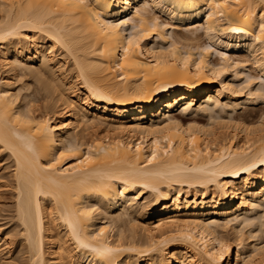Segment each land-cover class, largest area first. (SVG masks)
Listing matches in <instances>:
<instances>
[{
  "label": "bare ground",
  "instance_id": "1",
  "mask_svg": "<svg viewBox=\"0 0 264 264\" xmlns=\"http://www.w3.org/2000/svg\"><path fill=\"white\" fill-rule=\"evenodd\" d=\"M263 83L264 0H0V264H264Z\"/></svg>",
  "mask_w": 264,
  "mask_h": 264
},
{
  "label": "rangeland",
  "instance_id": "2",
  "mask_svg": "<svg viewBox=\"0 0 264 264\" xmlns=\"http://www.w3.org/2000/svg\"><path fill=\"white\" fill-rule=\"evenodd\" d=\"M159 19L165 24L168 23L167 21H165V19L162 16H159ZM183 29H185V28H183ZM183 29H182V27H179V28H176V29L173 28L172 31H171L173 33V36H175L174 39L176 41L178 40V43H179L178 46L182 45L180 43H183L184 45L185 44L186 45L190 44L191 41L190 40H189L190 42L187 41L188 39L185 40L188 43H186V42L184 43L183 42L185 37L186 38H188V37H192L193 38L194 35H196L195 33H194V35H192L190 33L191 31H189V33H188L186 29H185L186 31L185 30L183 31ZM178 30H180V31H178ZM175 32L177 33V35H176ZM202 33H203L202 31H199V33L196 35V36L199 35L198 36L199 40L197 41V43H196V41L195 42H191V45H193V43L195 45V43H196L197 45H200V46L203 47L204 45H206L208 43L207 40L204 37H202V36H204ZM179 35H181V36L178 38ZM176 37H177V39H176ZM180 39H182L183 41L180 40ZM184 45L181 46V47H184ZM187 47L190 48L189 46H187ZM187 47L185 46V48H187ZM217 55L218 54L213 56V58H212L213 61H216V60L218 61L219 60V55L218 56ZM244 58L247 60L246 57H244ZM241 59H243V58H241ZM67 66H69V64ZM247 70H248L249 75H251L253 78H254V76H255V78L259 76L258 71H256V69H254L253 66L250 65ZM69 74H68V78L67 79L71 80L72 74L71 73H69ZM22 79H23V81L20 82L21 85H23V83H27L26 81H29V82H31V87H30L31 91L35 90L36 85H35L33 79H31V78L29 79L27 77H23ZM256 81L258 82V80H256ZM20 83H18V85ZM263 88H264V83H263ZM80 90L81 89H79V87H76V91H78L79 94H80V92H82V90L81 91ZM263 99H260L262 101L256 100L255 102H253L251 104L249 103L248 105H245L244 107H246V108H241L240 107L237 110V112H234L233 116H235L237 121L242 122L243 124H246V125L251 124L250 126H255V124H256V126H258V123L260 121L259 119L264 117L263 116L264 115V100ZM240 116H241V119L239 118ZM209 122H210L209 117H207V115H205V114L202 115V113H200V114L190 113V114L184 116V120H183L182 124L186 125L188 123L189 124L191 123V125L193 124V125H198V126H201V127H203V126L205 127L206 125L208 126ZM87 139H89V135H87ZM11 161H12V159L7 157L6 153H4V151H2L0 149V229L2 230V232L7 230L8 228H11V226L16 222L14 220V218H13L14 217V213H15V195H16L15 193H16V188H15V184H14L15 179H14V176H13L14 175V173H13L14 172V164H13V161L12 162ZM193 192H191V195H193ZM19 239L20 238L14 239L15 240V244L8 246V248H7V245L6 246L4 245L5 247L3 246L4 247L3 249L6 251V252L4 251L5 254L7 253V256L9 254L11 259L13 258L11 260L12 261L11 264L12 263L13 264H20V260H18V259L22 256V253H17L19 248L18 249L16 248V245H17V242L19 241ZM2 243H3V241L1 242V244ZM8 251H9V253H8ZM10 251L11 252L13 251V254L12 253L10 254Z\"/></svg>",
  "mask_w": 264,
  "mask_h": 264
},
{
  "label": "snow or ice",
  "instance_id": "3",
  "mask_svg": "<svg viewBox=\"0 0 264 264\" xmlns=\"http://www.w3.org/2000/svg\"><path fill=\"white\" fill-rule=\"evenodd\" d=\"M234 31H235V29H234Z\"/></svg>",
  "mask_w": 264,
  "mask_h": 264
}]
</instances>
